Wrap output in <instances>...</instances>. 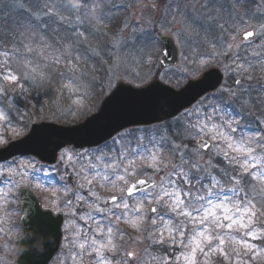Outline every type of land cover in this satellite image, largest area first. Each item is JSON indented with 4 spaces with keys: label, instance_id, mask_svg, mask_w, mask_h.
I'll list each match as a JSON object with an SVG mask.
<instances>
[{
    "label": "snow or ice",
    "instance_id": "6c2138e0",
    "mask_svg": "<svg viewBox=\"0 0 264 264\" xmlns=\"http://www.w3.org/2000/svg\"><path fill=\"white\" fill-rule=\"evenodd\" d=\"M42 90L71 101L43 117L79 122L60 136L104 117L101 93L164 116L17 156ZM49 223L58 264L264 261V0H0V264Z\"/></svg>",
    "mask_w": 264,
    "mask_h": 264
},
{
    "label": "water",
    "instance_id": "95a60500",
    "mask_svg": "<svg viewBox=\"0 0 264 264\" xmlns=\"http://www.w3.org/2000/svg\"><path fill=\"white\" fill-rule=\"evenodd\" d=\"M216 76H210L207 81L202 85V88H207L209 92L212 91L211 85L215 83ZM200 91L191 90L188 93H185L184 97L181 98L180 103L187 104L189 101L195 102L194 97L196 92ZM156 90H153L149 95H155ZM129 99L128 93H122L121 96L114 101L112 104L105 105V102L102 105L104 110V117L99 121H94L89 125L88 129L82 132L70 133L65 136H60L52 131V129L61 128L67 130L69 128H63L52 124H37L34 125L30 134L32 138L29 140L28 136L24 138V142L17 141L16 143L19 146V150H14L17 156L21 152L30 154L34 151H40L46 156L51 155L52 149L54 148L57 142L61 140H72L76 143H85V146L93 140H98L100 135H106L108 132L112 131L113 128H118L121 124L131 127L135 126L132 124V121H141V122H151L153 124L157 123V117H163L164 113L155 109L150 108L145 104H135L132 106L127 105ZM168 119V118H166ZM39 129V131L33 135V130ZM7 156V153H4ZM35 208H27L25 206V211L23 215H26V219L21 221V226L23 229H26L29 233L32 232L33 227L35 226L31 220V217L35 214ZM62 221V217L54 218L53 220ZM31 225V226H30ZM61 225L56 223H49L45 227L49 231L47 236L48 247L44 248L41 243L36 245L39 248V251H30L28 246L21 244L20 247V257L17 261L18 264H49L50 260L54 255L59 251L60 241H61Z\"/></svg>",
    "mask_w": 264,
    "mask_h": 264
},
{
    "label": "rangeland",
    "instance_id": "374dc122",
    "mask_svg": "<svg viewBox=\"0 0 264 264\" xmlns=\"http://www.w3.org/2000/svg\"><path fill=\"white\" fill-rule=\"evenodd\" d=\"M76 2V0H74V2L73 3H75ZM53 91H55V90H53ZM97 91H99V88H97ZM58 98V100H56V102H54V103H52V104H46L47 103V99L45 98V99H42V102L40 103V104H38L37 105V108H40V107H42L43 108V111H41V114H44V113H47V112H45V111H47V110H51V108H54V106L55 105H58V106H64L65 104H70L71 103V101L70 100H67V99H60L59 98V96H58V94L56 95ZM97 100H96V102H97V109L100 107V104H101V102L105 99V97H104V94L103 93H101V95H99V96H97V98H96ZM67 101V102H66ZM66 102V103H65ZM35 103V102H34ZM18 107H20L21 108V110L23 111V109H24V105H23V103L21 102V101H18ZM29 107V109H28V112H34V111H37V109H34V108H32L31 106H28ZM96 112V111H95ZM50 114V113H49ZM91 114H93V113H90L89 115H91ZM88 115V116H89ZM87 116V117H88ZM31 119H33V118H31ZM25 123L27 124V128L25 129V131H26V134L28 133V131H29V129H30V125L32 124V123H28L27 121H25ZM102 195H104V194H107V193H101ZM66 219H68V217H65ZM121 228H124V227H126L124 224H120L119 225ZM130 231V230H129ZM133 235H135V233H132ZM125 239H127V237H125ZM64 243V242H63ZM0 245H3V243H1L0 242ZM61 255L58 257V259H57V264H58V262H59V260H61V259H63V257L66 255V252H65V250H64V248H63V245H62V250H61ZM3 253H0V255H2ZM15 255V254H14ZM12 256L11 257V260H16V258H17V253H16V256ZM52 264H54V261H53V263ZM56 264V263H55ZM86 264H87V262H86ZM261 264H264V261H262L261 262Z\"/></svg>",
    "mask_w": 264,
    "mask_h": 264
},
{
    "label": "trees",
    "instance_id": "16d2710c",
    "mask_svg": "<svg viewBox=\"0 0 264 264\" xmlns=\"http://www.w3.org/2000/svg\"><path fill=\"white\" fill-rule=\"evenodd\" d=\"M41 95L43 96V99H45V98L47 99V103L46 104H52V103L56 102V100H58L57 99L58 97L56 96L57 95V92L56 91H52L49 95H44V90H42L41 91ZM34 102L36 103L35 100H34ZM41 102H42V99L39 100V104ZM28 109H29V107H28ZM34 112H36V111H34ZM30 113H32V112H30ZM40 117H41L40 115H38V116L37 115H33L31 118H33V119H40ZM61 122H63V121H61Z\"/></svg>",
    "mask_w": 264,
    "mask_h": 264
},
{
    "label": "flooded vegetation",
    "instance_id": "af4514ba",
    "mask_svg": "<svg viewBox=\"0 0 264 264\" xmlns=\"http://www.w3.org/2000/svg\"><path fill=\"white\" fill-rule=\"evenodd\" d=\"M2 243H3V239H2Z\"/></svg>",
    "mask_w": 264,
    "mask_h": 264
},
{
    "label": "clouds",
    "instance_id": "9594fccd",
    "mask_svg": "<svg viewBox=\"0 0 264 264\" xmlns=\"http://www.w3.org/2000/svg\"><path fill=\"white\" fill-rule=\"evenodd\" d=\"M73 2H74V0H73Z\"/></svg>",
    "mask_w": 264,
    "mask_h": 264
}]
</instances>
